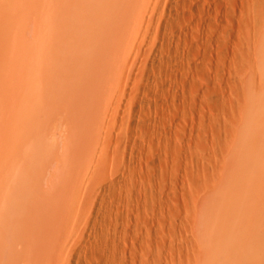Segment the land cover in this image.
Here are the masks:
<instances>
[{"label":"rangeland","instance_id":"1","mask_svg":"<svg viewBox=\"0 0 264 264\" xmlns=\"http://www.w3.org/2000/svg\"><path fill=\"white\" fill-rule=\"evenodd\" d=\"M0 245L264 264V0H0Z\"/></svg>","mask_w":264,"mask_h":264},{"label":"bare ground","instance_id":"2","mask_svg":"<svg viewBox=\"0 0 264 264\" xmlns=\"http://www.w3.org/2000/svg\"><path fill=\"white\" fill-rule=\"evenodd\" d=\"M103 1V0H102ZM119 1V0H118ZM139 1V0H138ZM94 2V1H93ZM147 2V1H146ZM136 3V2H135ZM94 5V4H93ZM139 5H140V3H139ZM137 6V5H136ZM142 7V6H141ZM93 8V7H92ZM83 12V11H82ZM89 12V11H88ZM94 14V13H93ZM91 18V17H90ZM130 20V19H129ZM83 23V22H82ZM130 24H131V22H130ZM116 30H118V29H116ZM115 30V31H116ZM93 32V31H92ZM103 38V37H102ZM88 45V44H87ZM84 49H85V47H84ZM99 54V53H98ZM92 55V54H91ZM58 57V56H57ZM94 57V56H93ZM104 59V58H103ZM83 63V62H82ZM29 157V156H28ZM16 168V167H15ZM25 174V173H24ZM22 178V177H21ZM29 181V180H28ZM24 182H27V181H25L24 180ZM29 183V182H28ZM28 186V185H27ZM1 237H2V235H1ZM4 237V236H3ZM9 238V237H8ZM8 240V239H7ZM0 246H2V245H0ZM12 246V245H11ZM3 247H4V245H3ZM6 247V246H5ZM11 248V247H10ZM5 249V248H4ZM3 249V250H4ZM1 251H2V249H1Z\"/></svg>","mask_w":264,"mask_h":264}]
</instances>
